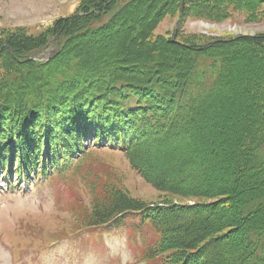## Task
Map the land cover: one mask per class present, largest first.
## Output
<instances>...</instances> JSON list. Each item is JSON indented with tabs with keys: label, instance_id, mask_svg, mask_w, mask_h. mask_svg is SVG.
Wrapping results in <instances>:
<instances>
[{
	"label": "trees",
	"instance_id": "1",
	"mask_svg": "<svg viewBox=\"0 0 264 264\" xmlns=\"http://www.w3.org/2000/svg\"><path fill=\"white\" fill-rule=\"evenodd\" d=\"M180 1L83 0L72 16L55 20L38 36L23 28L4 34L0 38V164L6 159L11 170L29 168V163L38 167L43 156L41 172L46 177L73 175L79 169L70 167L72 159L84 155L87 148L120 151L137 174L160 192L161 200L131 196L108 177L92 183L90 174L82 172L92 200L87 214L79 218L78 212V224L119 227L127 215L135 216L133 227H145L156 236L143 257L157 264H264V215L244 220L251 209L264 204L263 184L242 183L244 196L233 197L241 206L223 213L216 198L235 192L236 175L230 185L217 186L213 176L200 178L196 185L186 182L183 174L178 178L167 172L153 174L150 164L144 168L137 163L145 160L142 148L147 142L177 129L191 132V140L178 154L179 169L200 166L205 160L200 143L209 145L212 156L232 143L218 136L226 122L233 144L240 145L237 157L230 158L234 172L264 162L256 153L264 148V61L260 60L264 34L207 45L189 40L188 49L155 38L161 16L179 10ZM186 3L188 16L215 20L231 10L256 19L264 6V0ZM51 39L59 50L49 59L28 58ZM235 44L252 53L250 66L248 61L241 69L244 58L237 61L230 55ZM254 46L259 50H252ZM236 90L243 94H231ZM237 102L254 111L255 133H249L251 122L248 126L237 120ZM164 151L173 153L171 143ZM238 225L244 229L234 234L231 228Z\"/></svg>",
	"mask_w": 264,
	"mask_h": 264
},
{
	"label": "rangeland",
	"instance_id": "2",
	"mask_svg": "<svg viewBox=\"0 0 264 264\" xmlns=\"http://www.w3.org/2000/svg\"><path fill=\"white\" fill-rule=\"evenodd\" d=\"M82 1L0 0V38L18 28L38 36L51 27L55 20L72 16ZM180 2L179 10L164 12L161 16L153 33L155 38L170 39L174 43L185 45L188 49L186 41L189 44V40L207 45L220 41L233 42L241 36L264 34V6L257 10L256 19H248L245 12L231 10L228 16L215 20L214 17L208 18L206 15L188 16L184 13L187 0ZM245 48L244 45L235 44L230 50V55L238 58L237 61L244 58L241 69L246 67L248 61L250 66L253 56L251 52L245 53ZM253 49L259 50L256 46L252 47ZM46 52L49 54L50 50ZM226 88L227 86L224 87L225 90ZM238 93L243 94L242 91H231L233 95ZM235 107L237 120L245 121L248 126L251 122L249 133H255L257 127L255 122L253 123L254 111L243 109L241 102H237ZM226 124L227 122L223 124V131L218 132V136L228 137L232 143L225 150L219 148L215 156L209 152V145L200 143L198 148L204 153L205 159L200 166L179 169V151L191 140V132H180L177 129L147 142L142 148L145 160L137 163L144 168L150 164V172L153 174L167 172L176 178L183 174L186 182L196 185H200L199 179L206 176H213L217 186L230 185L231 179L236 175L237 181L233 185L236 193L230 194V197H218L215 201L218 203L216 206L218 209L228 213L236 204L241 206L240 201L235 202L233 197L244 196L242 183L257 180L264 185V162L246 172H234L235 168L230 158L233 159V155L237 157L236 151L240 145L233 144V133L229 130L231 125L227 124L226 130ZM170 143L173 153L168 155L164 149ZM86 144V147H91V143ZM187 152L188 150L185 154ZM256 153L264 160V148L257 150ZM43 159L42 156L38 167H33L29 163V168L13 166L14 171L8 167L6 159L1 162L0 264H139L135 261V253H138L141 247L144 249L148 239L151 243L155 241L156 236L152 231L141 227L143 232L135 233L132 241L130 239L132 233L126 227L135 225L137 222L135 216L127 215L125 217L127 223L113 229L93 227L87 229L76 222L78 212L79 218L83 217L89 211L90 203V196L84 190L80 173L88 172L90 181L95 184L108 177L117 181L131 196L146 201L161 200L160 192L137 174L120 151L87 148L84 155L79 154L72 159L70 167L75 166L79 169L78 173L73 175L68 172L63 176L46 177L41 172L45 164ZM80 197L84 199L83 203L77 201ZM259 214L264 215V204L258 210L251 209L244 220ZM243 229L244 225H238L232 227L231 231L238 234Z\"/></svg>",
	"mask_w": 264,
	"mask_h": 264
},
{
	"label": "water",
	"instance_id": "3",
	"mask_svg": "<svg viewBox=\"0 0 264 264\" xmlns=\"http://www.w3.org/2000/svg\"><path fill=\"white\" fill-rule=\"evenodd\" d=\"M37 52H35L34 54H36ZM35 56V55H34Z\"/></svg>",
	"mask_w": 264,
	"mask_h": 264
}]
</instances>
